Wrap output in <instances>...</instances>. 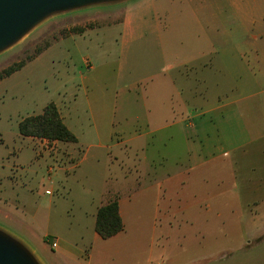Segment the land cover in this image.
Wrapping results in <instances>:
<instances>
[{"label":"rangeland","instance_id":"374dc122","mask_svg":"<svg viewBox=\"0 0 264 264\" xmlns=\"http://www.w3.org/2000/svg\"><path fill=\"white\" fill-rule=\"evenodd\" d=\"M124 16L126 35L119 25ZM256 37L264 43V0H123L33 27L0 53V73L24 65L0 81V230L40 264H53L59 251L46 238L79 258L91 253L90 264H264V187L252 190L260 180V157L233 165L237 153L229 151L233 143L264 135L263 85L199 86L206 96L252 98L222 111L237 115L229 125L216 123L206 138L214 141V158L215 152L227 155L215 167L193 171L197 177L187 175L186 189L198 204L175 205L167 213L145 191L147 173L174 177L188 165L179 129L146 128L151 78L163 95L165 73L174 74L168 66L196 59L199 75L209 79L212 66L217 80L222 59L211 46L246 47ZM231 55L224 58L229 64L247 61L243 52L236 60ZM48 103L76 144L19 135V122ZM215 193L218 203L210 199ZM101 198L120 202L123 218L122 233L106 240L94 238L91 215L93 200Z\"/></svg>","mask_w":264,"mask_h":264},{"label":"crops","instance_id":"0c3cea01","mask_svg":"<svg viewBox=\"0 0 264 264\" xmlns=\"http://www.w3.org/2000/svg\"><path fill=\"white\" fill-rule=\"evenodd\" d=\"M127 23L128 17L124 16L123 21L119 24L123 28V33L125 35ZM258 39H261V37L249 40L246 47H234V45H229L228 47L215 49V46H211L217 60L220 59L221 61L222 59V63H219L217 66L219 70L218 74H220L217 80H215V76L211 78V70H215V67L212 66L209 69L210 72L206 75L210 76L209 79L199 75L197 69H199L200 66H197L198 63L195 62L196 59L177 60L168 66V70L174 71V74L168 76L169 74L165 73L163 82L165 93L163 95L156 93L155 89L158 85L154 82L153 78H151L152 84L149 87L148 103L144 110L146 128L151 129L153 132L165 129H172L173 131L179 129L182 132L181 139H183L186 148L185 163L188 164L187 167L185 166L183 170L180 171V174H176L174 177H171L168 172L165 177L157 173L146 174L148 181L146 182L145 191H151L153 195H155L153 205L156 206L157 209L161 208L164 212L168 213L171 207L175 205L182 207L186 205L192 206L191 203L195 202L196 199L190 190L187 191L186 189L185 180L187 175L197 177L198 173L194 174L193 171L207 168V166L215 167L216 162L227 155L226 152H223L221 155L215 152L214 158V150H212L215 145L214 141H211V138L206 140V138L212 136L211 134L216 131V123H218V125H229L231 122L230 117L237 115L235 111H230L226 114L222 113V111L230 109L238 103L249 100L252 97L238 98L226 94L223 96L218 92L206 96L202 94L199 86L201 84H213L216 86L217 91L227 89L228 85L236 83L242 84L243 87L247 89L252 88V86H264V43H258ZM234 52H236L235 55H233ZM239 52H243L247 55L246 62L239 60V65H237L238 63L231 62L232 64H229V60H224L226 57L229 58L230 54L233 55L231 56L234 60L238 57L242 58L241 55L238 56ZM187 68H190L189 73L186 72ZM196 72L198 75H195ZM259 95L260 98L261 95L263 96L260 107L264 110V88H261ZM236 118L238 121L241 120L238 117ZM62 121L63 123L65 122L63 119ZM239 126L241 127L240 131L249 133V127L247 125L240 123ZM230 128L234 129V131L236 130V128ZM261 128L264 130V125ZM127 142H130V140ZM229 151L235 154L237 153V155L232 157L235 158L234 162L230 163H233V165H237L240 158H249L254 155L260 157V169L258 168L261 171L259 174L260 180L255 189L252 190L253 192H261L263 190L262 187H264V135L259 134L255 138L248 139L243 143H233ZM221 162L227 166L229 165V161ZM250 170L253 169L250 168ZM219 195V193H215V196L210 194V199L213 201L215 198V201L218 203L221 201L217 199ZM106 201L109 202L110 200ZM197 201L198 200H196V204H198ZM107 202H103L102 198L101 200H93L91 215L92 218H94V224L97 209ZM118 206L120 217L123 219L120 211V202H118ZM121 233L114 237L119 236ZM94 236V238H100L96 232ZM51 248L59 249L56 257H54L52 261L53 264H81L78 262L90 264V260L92 259V254L90 252V254L87 253L89 250H84L83 254L87 253L84 259L70 254L65 247H61L60 241L56 238Z\"/></svg>","mask_w":264,"mask_h":264},{"label":"water","instance_id":"95a60500","mask_svg":"<svg viewBox=\"0 0 264 264\" xmlns=\"http://www.w3.org/2000/svg\"><path fill=\"white\" fill-rule=\"evenodd\" d=\"M123 0H0V53L47 18ZM0 264H40L21 242L0 230Z\"/></svg>","mask_w":264,"mask_h":264},{"label":"trees","instance_id":"16d2710c","mask_svg":"<svg viewBox=\"0 0 264 264\" xmlns=\"http://www.w3.org/2000/svg\"><path fill=\"white\" fill-rule=\"evenodd\" d=\"M24 65L17 64L0 73V81L9 77ZM18 133L25 138L48 142L77 143L75 136L64 125L54 103H48L37 116H29L18 124ZM118 202L111 200L97 209L94 230L103 240L110 239L123 231Z\"/></svg>","mask_w":264,"mask_h":264},{"label":"built area","instance_id":"2783aa9c","mask_svg":"<svg viewBox=\"0 0 264 264\" xmlns=\"http://www.w3.org/2000/svg\"><path fill=\"white\" fill-rule=\"evenodd\" d=\"M46 241L48 242V244H53V241L50 240L49 238H46ZM52 247H53V245H52Z\"/></svg>","mask_w":264,"mask_h":264}]
</instances>
